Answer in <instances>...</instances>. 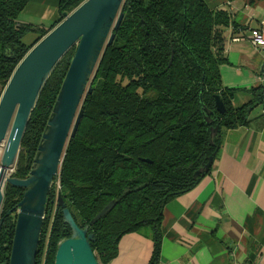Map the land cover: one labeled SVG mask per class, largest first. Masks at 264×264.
<instances>
[{
  "label": "trees",
  "instance_id": "1",
  "mask_svg": "<svg viewBox=\"0 0 264 264\" xmlns=\"http://www.w3.org/2000/svg\"><path fill=\"white\" fill-rule=\"evenodd\" d=\"M29 1L0 0V95L34 42L62 19V13L84 0H58V18L46 28L18 21ZM121 12L113 41L103 48L90 92L83 97L77 130L66 142L50 185L34 264H53L57 243L68 230L58 195L79 227L115 202L88 228L97 264H107L116 255L121 235L144 227L151 230L153 240L147 264H159L164 204L201 179L193 172L217 152L220 133L247 124L248 108L262 102L258 94L251 106L235 107L234 89L221 84L223 33L231 23L227 9L210 8L205 0H123ZM30 30L37 36L27 45L22 37ZM5 49L14 57H5ZM73 52L74 47L61 57L39 91L20 140L13 177L22 179L29 173ZM214 95L221 98L222 113L214 109ZM200 97L213 111L207 122L200 113ZM216 124L219 130L211 143L209 134ZM22 194V188L5 183L0 264L9 259Z\"/></svg>",
  "mask_w": 264,
  "mask_h": 264
},
{
  "label": "crops",
  "instance_id": "2",
  "mask_svg": "<svg viewBox=\"0 0 264 264\" xmlns=\"http://www.w3.org/2000/svg\"><path fill=\"white\" fill-rule=\"evenodd\" d=\"M205 2L231 15L219 73L222 86L234 89L232 105L251 106L258 94L264 101V88L256 78L264 48V0ZM57 4L30 0L18 21L46 28L58 18ZM252 30L263 31L257 45L248 39ZM254 106L248 109L247 124L220 133L209 172L164 204L159 264H264V112ZM151 234L144 227L121 235L107 264H147Z\"/></svg>",
  "mask_w": 264,
  "mask_h": 264
},
{
  "label": "water",
  "instance_id": "3",
  "mask_svg": "<svg viewBox=\"0 0 264 264\" xmlns=\"http://www.w3.org/2000/svg\"><path fill=\"white\" fill-rule=\"evenodd\" d=\"M122 1L84 0L69 13H62V19L34 42L18 61L1 92L0 205L4 181L23 189L17 204L9 259L4 264L35 263L50 185L58 173L66 142L77 130L83 113L81 103L84 95L90 92L89 83L95 66L103 48L112 43L120 25ZM72 47L73 55L47 117L27 177H6V171L15 164L20 140L39 91L56 63ZM3 54L5 57H14L7 49ZM213 98L215 111L222 113L224 106L220 96L214 95ZM200 113L205 122L213 114L202 103L201 97ZM218 130V124L211 128V143ZM215 153L193 172L194 178L202 177L209 171ZM56 201L61 208L63 221L68 226V235L58 241L53 264H97L90 247L93 234L88 233V228L103 217L115 202H108L86 226L79 227L60 195Z\"/></svg>",
  "mask_w": 264,
  "mask_h": 264
},
{
  "label": "built area",
  "instance_id": "4",
  "mask_svg": "<svg viewBox=\"0 0 264 264\" xmlns=\"http://www.w3.org/2000/svg\"><path fill=\"white\" fill-rule=\"evenodd\" d=\"M235 39H238V37H235ZM248 39L251 41L253 45H257L259 42L263 40V31L260 30L250 31V34L248 35ZM258 80L264 83V48L262 53V64L258 71Z\"/></svg>",
  "mask_w": 264,
  "mask_h": 264
},
{
  "label": "rangeland",
  "instance_id": "5",
  "mask_svg": "<svg viewBox=\"0 0 264 264\" xmlns=\"http://www.w3.org/2000/svg\"><path fill=\"white\" fill-rule=\"evenodd\" d=\"M35 34H36V31H32V30L26 32V33L23 35V37H22L23 42L26 43L27 45H28V44H31V43L33 42V40L36 38ZM261 106H262V103L259 102L258 104H256V105L254 106V108L258 111V110L261 109ZM14 167H15V164H14L9 170L6 171V173H5V176H6V177H13L12 174H13V172H14ZM5 183H6V182L4 181V182H3V185H2V187H1V191H2V192L4 191V185H5ZM66 231H67V230H66ZM64 234H65V233H62V235H61V239H62V237H63ZM41 264H42V262H41Z\"/></svg>",
  "mask_w": 264,
  "mask_h": 264
},
{
  "label": "bare ground",
  "instance_id": "6",
  "mask_svg": "<svg viewBox=\"0 0 264 264\" xmlns=\"http://www.w3.org/2000/svg\"><path fill=\"white\" fill-rule=\"evenodd\" d=\"M256 78H257V82L261 85L262 88H264V83H262V82H260L258 80V74H257V77ZM261 103H262V111L264 112V101H262ZM1 182H2V179L0 177V185H1ZM63 233H65V234L63 235L62 238L66 237L68 235V230L67 231L65 230Z\"/></svg>",
  "mask_w": 264,
  "mask_h": 264
}]
</instances>
